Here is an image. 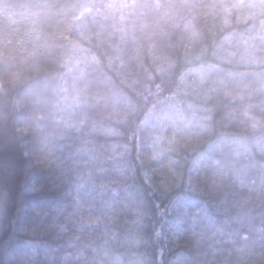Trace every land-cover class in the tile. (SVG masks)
Instances as JSON below:
<instances>
[{"label": "clouds", "instance_id": "1", "mask_svg": "<svg viewBox=\"0 0 264 264\" xmlns=\"http://www.w3.org/2000/svg\"><path fill=\"white\" fill-rule=\"evenodd\" d=\"M0 264H264V0H0Z\"/></svg>", "mask_w": 264, "mask_h": 264}]
</instances>
